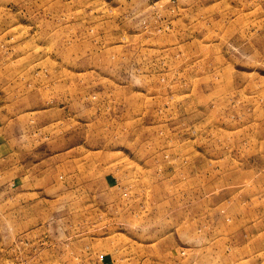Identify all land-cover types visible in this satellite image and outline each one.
I'll list each match as a JSON object with an SVG mask.
<instances>
[{"label":"rangeland","instance_id":"rangeland-1","mask_svg":"<svg viewBox=\"0 0 264 264\" xmlns=\"http://www.w3.org/2000/svg\"><path fill=\"white\" fill-rule=\"evenodd\" d=\"M0 264H264V0H0Z\"/></svg>","mask_w":264,"mask_h":264}]
</instances>
